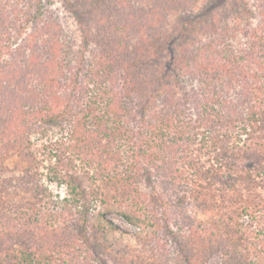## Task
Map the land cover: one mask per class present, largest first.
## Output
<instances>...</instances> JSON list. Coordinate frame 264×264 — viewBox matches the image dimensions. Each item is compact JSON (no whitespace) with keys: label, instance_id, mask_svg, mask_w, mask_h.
I'll return each mask as SVG.
<instances>
[{"label":"trees","instance_id":"obj_1","mask_svg":"<svg viewBox=\"0 0 264 264\" xmlns=\"http://www.w3.org/2000/svg\"><path fill=\"white\" fill-rule=\"evenodd\" d=\"M70 1L0 0V264H264V0Z\"/></svg>","mask_w":264,"mask_h":264},{"label":"rangeland","instance_id":"obj_2","mask_svg":"<svg viewBox=\"0 0 264 264\" xmlns=\"http://www.w3.org/2000/svg\"><path fill=\"white\" fill-rule=\"evenodd\" d=\"M131 3H141V0H129ZM220 0H218L217 2H219ZM106 2V0H105ZM185 2V5L183 7L179 6V10L175 11L173 16L170 17L167 26H169V23L174 24L176 21H180L181 17L179 16V14H182L184 17H188V16H192L193 14H195L198 10L197 6L200 4H203L205 2V0H199L197 2V4L195 6H192L191 3H196L195 0H183V4ZM45 6L49 7V9H51L52 11H54L56 13V11L58 12V14H60L63 18H64V23L66 26V30L69 32V34H71V36L77 41L79 42L80 39V32H79V25L78 23L75 21L74 16L71 12V8L69 9L68 7L64 6V2H62V0H55L53 3L51 2V0H45ZM70 3L74 5H81V1L80 0H76L75 2H73L72 0L70 1ZM90 4V3H89ZM182 4V5H183ZM83 13V12H81ZM179 13V14H178ZM86 19V17H85ZM87 22L89 24V27L91 26V29L93 32L97 31V27H95V22L92 20H90L87 17ZM93 44V43H92ZM53 190L55 191V193H59L61 195H65L66 191L65 189H63L62 187H58L56 185H52ZM147 191V189H145ZM199 215L205 217V215H203L202 213H200ZM107 217L109 218V220H111L112 222H114L120 229L124 230L126 233L130 234L134 231L135 229V225L128 222L127 220H125L120 214H118L117 212H110ZM177 244V243H176ZM172 251L174 253V256L177 257L179 251H177V247L175 245L170 244Z\"/></svg>","mask_w":264,"mask_h":264}]
</instances>
